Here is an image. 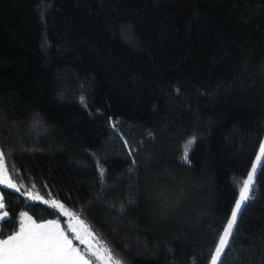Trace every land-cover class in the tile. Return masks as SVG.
Here are the masks:
<instances>
[{
  "label": "trees",
  "instance_id": "1",
  "mask_svg": "<svg viewBox=\"0 0 264 264\" xmlns=\"http://www.w3.org/2000/svg\"><path fill=\"white\" fill-rule=\"evenodd\" d=\"M263 134L264 0H0L9 175L131 264H207ZM255 183L226 264H264V173ZM0 190L1 238L24 212L66 221Z\"/></svg>",
  "mask_w": 264,
  "mask_h": 264
},
{
  "label": "snow or ice",
  "instance_id": "2",
  "mask_svg": "<svg viewBox=\"0 0 264 264\" xmlns=\"http://www.w3.org/2000/svg\"><path fill=\"white\" fill-rule=\"evenodd\" d=\"M81 102L84 103L83 97H81ZM33 119L34 128L41 124V119L38 116ZM118 126L119 122L117 121L113 128H118ZM149 138H152L151 134H149ZM193 142L189 141V144ZM122 147L130 148L131 146L127 141H124ZM6 153L8 158H11L12 149L0 138V185L6 189L15 190L16 193H21V188L9 175ZM134 154L135 150L133 149L127 152L126 156L132 157ZM262 158H264V139L259 141L255 160L239 188L238 198L235 199L230 214L223 222L222 230H211V234L215 235L217 240L209 252L207 264H226L225 257L234 255V234L238 233L239 218L255 201V181L259 174L264 173ZM182 161L189 162L188 148L183 153ZM132 165L129 168V173L136 171L135 161H132ZM106 175L108 174L103 169L98 172V178L102 182ZM110 187L102 183L101 192L107 194ZM21 195L26 197V202L29 204L33 201H40L43 205L48 206V208L41 209L46 214H60L67 217V220L63 225L60 219L37 222L27 212L21 213L18 230H13L6 238H0V264H131L123 258L125 255L123 249L114 251V245L109 247L112 241H107L106 237H98L96 231L81 216L65 211L63 203L55 199H45L33 192H24ZM129 203L134 204L135 201L129 200ZM5 208V193L0 190V210ZM49 208L56 211L49 213ZM125 211V205L121 204L119 212L124 213ZM8 215L7 211L0 214V237L5 235Z\"/></svg>",
  "mask_w": 264,
  "mask_h": 264
},
{
  "label": "rangeland",
  "instance_id": "3",
  "mask_svg": "<svg viewBox=\"0 0 264 264\" xmlns=\"http://www.w3.org/2000/svg\"><path fill=\"white\" fill-rule=\"evenodd\" d=\"M262 139H264V134H263V136H262ZM261 139V140H262ZM258 149H259V147H258ZM258 152V151H257ZM255 160V159H254ZM254 160H253V162H254ZM251 169V168H250ZM238 195H239V192H238ZM238 195H237V197L236 198H238ZM234 206V205H233ZM65 211H69V210H67L66 208H65ZM70 212V211H69ZM66 220H67V217H66Z\"/></svg>",
  "mask_w": 264,
  "mask_h": 264
},
{
  "label": "crops",
  "instance_id": "4",
  "mask_svg": "<svg viewBox=\"0 0 264 264\" xmlns=\"http://www.w3.org/2000/svg\"><path fill=\"white\" fill-rule=\"evenodd\" d=\"M3 211H6L4 209L0 210V214H2ZM43 221H46V220H43ZM41 222V221H40ZM1 238V237H0ZM6 238V237H5Z\"/></svg>",
  "mask_w": 264,
  "mask_h": 264
}]
</instances>
